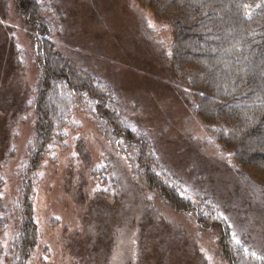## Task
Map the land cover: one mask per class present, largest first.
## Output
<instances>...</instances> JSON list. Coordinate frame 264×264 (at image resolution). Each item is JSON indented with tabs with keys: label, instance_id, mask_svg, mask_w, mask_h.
I'll use <instances>...</instances> for the list:
<instances>
[{
	"label": "rangeland",
	"instance_id": "rangeland-1",
	"mask_svg": "<svg viewBox=\"0 0 264 264\" xmlns=\"http://www.w3.org/2000/svg\"><path fill=\"white\" fill-rule=\"evenodd\" d=\"M32 2L36 18L21 12L19 0H0V210L26 179H38V172L29 177L38 44L105 85L111 96H99L119 102L127 126L149 139L156 166L187 206L176 211L144 185L128 157L119 158L75 111L64 148L43 161L38 185L28 184L39 233L30 264H242L212 227L224 222L232 240L264 264V190L232 167L181 99L164 61L167 27L131 0ZM198 215L211 223L200 224ZM9 223L0 232L4 252L17 233Z\"/></svg>",
	"mask_w": 264,
	"mask_h": 264
},
{
	"label": "trees",
	"instance_id": "trees-1",
	"mask_svg": "<svg viewBox=\"0 0 264 264\" xmlns=\"http://www.w3.org/2000/svg\"><path fill=\"white\" fill-rule=\"evenodd\" d=\"M19 1L21 12L37 17L32 0ZM131 1L167 27L169 43L164 61L170 67L171 81L182 90L181 99L209 134L216 135V143L230 156L232 167L264 190V0ZM38 33L45 35L42 30ZM38 45L42 76L30 102L35 122L29 148L34 156L29 177L38 172V179L35 184L32 178L26 179L12 204L0 210V232L10 220L17 225L8 250L4 252L0 247V264H30L39 235L33 187L41 180L43 161L56 159L58 143L63 142L61 150L64 148L75 111L88 117L95 133L119 158L128 157L144 185L164 197L176 211L187 206L176 188L167 184L164 170L156 166L149 139L127 126L119 102L115 100L113 104L99 96L100 91L111 96L105 85L56 50ZM141 160L147 163L143 170ZM211 218L198 215L200 224L211 223ZM212 224L219 229L220 243L227 255L241 258L242 264H260V258L232 240L225 222Z\"/></svg>",
	"mask_w": 264,
	"mask_h": 264
},
{
	"label": "bare ground",
	"instance_id": "bare-ground-1",
	"mask_svg": "<svg viewBox=\"0 0 264 264\" xmlns=\"http://www.w3.org/2000/svg\"><path fill=\"white\" fill-rule=\"evenodd\" d=\"M57 146H58L59 148H61L62 143H58ZM230 163H231V162H230ZM131 171H133V168H131ZM39 176H40V173H39Z\"/></svg>",
	"mask_w": 264,
	"mask_h": 264
}]
</instances>
